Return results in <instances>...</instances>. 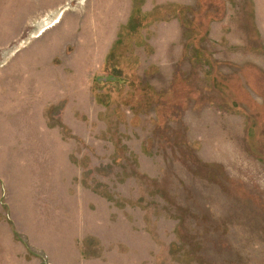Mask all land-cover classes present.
I'll list each match as a JSON object with an SVG mask.
<instances>
[{
    "label": "rangeland",
    "instance_id": "obj_1",
    "mask_svg": "<svg viewBox=\"0 0 264 264\" xmlns=\"http://www.w3.org/2000/svg\"><path fill=\"white\" fill-rule=\"evenodd\" d=\"M0 264H264V0H0Z\"/></svg>",
    "mask_w": 264,
    "mask_h": 264
},
{
    "label": "crops",
    "instance_id": "obj_2",
    "mask_svg": "<svg viewBox=\"0 0 264 264\" xmlns=\"http://www.w3.org/2000/svg\"><path fill=\"white\" fill-rule=\"evenodd\" d=\"M21 28H22V26H16L15 27L14 25H12V27H11V38H10L11 40L10 41L15 40L19 36V34L22 33V32H20Z\"/></svg>",
    "mask_w": 264,
    "mask_h": 264
}]
</instances>
